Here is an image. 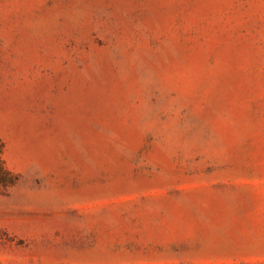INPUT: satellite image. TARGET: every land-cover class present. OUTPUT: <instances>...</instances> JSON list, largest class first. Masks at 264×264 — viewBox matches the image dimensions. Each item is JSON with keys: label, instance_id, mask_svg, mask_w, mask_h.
I'll list each match as a JSON object with an SVG mask.
<instances>
[{"label": "rangeland", "instance_id": "rangeland-1", "mask_svg": "<svg viewBox=\"0 0 264 264\" xmlns=\"http://www.w3.org/2000/svg\"><path fill=\"white\" fill-rule=\"evenodd\" d=\"M0 264H264V0H0Z\"/></svg>", "mask_w": 264, "mask_h": 264}]
</instances>
